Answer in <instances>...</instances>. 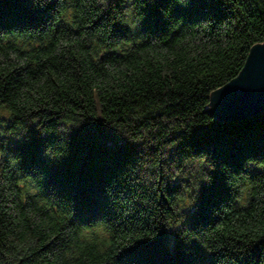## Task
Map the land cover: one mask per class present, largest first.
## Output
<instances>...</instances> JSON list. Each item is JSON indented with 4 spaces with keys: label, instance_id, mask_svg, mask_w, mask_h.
<instances>
[{
    "label": "trees",
    "instance_id": "trees-1",
    "mask_svg": "<svg viewBox=\"0 0 264 264\" xmlns=\"http://www.w3.org/2000/svg\"><path fill=\"white\" fill-rule=\"evenodd\" d=\"M257 43L264 0H0V264H264V113L204 111Z\"/></svg>",
    "mask_w": 264,
    "mask_h": 264
},
{
    "label": "water",
    "instance_id": "water-1",
    "mask_svg": "<svg viewBox=\"0 0 264 264\" xmlns=\"http://www.w3.org/2000/svg\"><path fill=\"white\" fill-rule=\"evenodd\" d=\"M207 110L219 121L264 113V43L248 48L243 70L212 91L211 102L204 111Z\"/></svg>",
    "mask_w": 264,
    "mask_h": 264
},
{
    "label": "clouds",
    "instance_id": "clouds-1",
    "mask_svg": "<svg viewBox=\"0 0 264 264\" xmlns=\"http://www.w3.org/2000/svg\"><path fill=\"white\" fill-rule=\"evenodd\" d=\"M251 162H252V160L249 161L250 164H252Z\"/></svg>",
    "mask_w": 264,
    "mask_h": 264
}]
</instances>
